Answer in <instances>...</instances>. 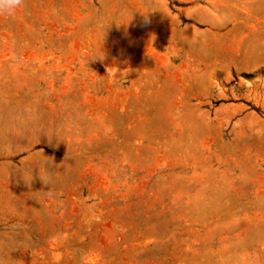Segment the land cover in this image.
I'll list each match as a JSON object with an SVG mask.
<instances>
[{
    "label": "rangeland",
    "instance_id": "rangeland-1",
    "mask_svg": "<svg viewBox=\"0 0 264 264\" xmlns=\"http://www.w3.org/2000/svg\"><path fill=\"white\" fill-rule=\"evenodd\" d=\"M0 264H264V0L0 15Z\"/></svg>",
    "mask_w": 264,
    "mask_h": 264
},
{
    "label": "clouds",
    "instance_id": "clouds-1",
    "mask_svg": "<svg viewBox=\"0 0 264 264\" xmlns=\"http://www.w3.org/2000/svg\"><path fill=\"white\" fill-rule=\"evenodd\" d=\"M24 0H0V15L13 16L23 7Z\"/></svg>",
    "mask_w": 264,
    "mask_h": 264
}]
</instances>
